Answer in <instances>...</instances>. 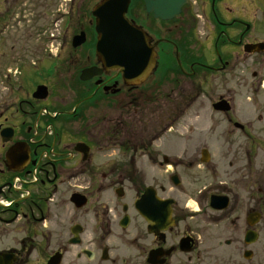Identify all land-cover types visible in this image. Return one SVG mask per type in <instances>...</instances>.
Returning a JSON list of instances; mask_svg holds the SVG:
<instances>
[{
  "label": "flooded vegetation",
  "instance_id": "1",
  "mask_svg": "<svg viewBox=\"0 0 264 264\" xmlns=\"http://www.w3.org/2000/svg\"><path fill=\"white\" fill-rule=\"evenodd\" d=\"M19 1L0 0V69L21 60V38L1 36ZM32 1L65 22V38L75 11L78 23L89 15L86 0ZM126 16L158 42L148 79L131 83L117 70L80 79L75 106L40 137L32 109L17 112L31 124L0 114V132L14 130L11 142L0 139V264H264V0H187L167 20L131 0ZM92 18L88 33L75 26L71 37L87 39L79 47L96 36ZM92 48L80 71L103 67ZM150 85L157 103L172 102L167 122L187 116L200 126L174 151L151 149L160 132L140 128ZM104 99L109 115L91 109ZM199 100L204 117L190 110ZM75 122L77 141L64 142ZM15 143L27 158L7 157ZM102 149L114 157L96 158ZM148 189L171 210L153 228L136 206ZM152 203L160 202L143 200L146 209Z\"/></svg>",
  "mask_w": 264,
  "mask_h": 264
},
{
  "label": "rangeland",
  "instance_id": "2",
  "mask_svg": "<svg viewBox=\"0 0 264 264\" xmlns=\"http://www.w3.org/2000/svg\"><path fill=\"white\" fill-rule=\"evenodd\" d=\"M96 2H98V0H86V12L91 13V9ZM17 4L16 14L11 16L10 20L5 24V27H1L3 31L1 36L3 39L7 36H17L21 38L22 52L21 54H17V56L21 57V60H17V63L12 64L9 69H0V114H2L3 118L8 117V122L10 124H19L22 120L23 123L28 122L31 124L27 121V118L19 116L22 115L23 112L28 111L29 108L32 109V116L34 118L32 119L31 116V119L32 121L36 120L33 131H36L37 136L40 137L42 132H44L42 126L45 128L48 127L50 133L52 132L50 127L55 128V126H60V124L55 122L51 125H47L45 122L48 120V115L54 116L55 113H59L60 111L72 110L78 101V97H80L79 95H82L80 79L82 81L85 80L81 78L83 71H80V69L86 57L89 56V52L86 50H93L92 47L95 45L96 37L94 35L93 39L91 41L88 40V43L82 47L73 48L71 45V36L76 24L86 28L85 30L87 33L91 31L92 29L89 22L93 18L91 14H89L86 16L85 21L82 20L78 23L75 11L72 29L67 34L68 37L65 38L63 36L65 22L56 20L54 15L47 12L48 7L43 9L41 13L32 0H21ZM130 4L131 0H129V6ZM4 12L5 11L2 10V13ZM153 19V17H150L149 21H151L152 24L158 25L157 21ZM145 24L147 25V22H145ZM51 31H54V34H56V40L49 43L48 35L51 34ZM88 39H90L89 35ZM62 41H64V45L60 47L58 57H55L58 52L57 47ZM67 41L68 43H66ZM2 48L3 43L0 44V49ZM5 51L11 54V50L8 49V47L5 48ZM17 52L18 51H15V54ZM55 59L58 60L51 61ZM92 59L93 55H91L90 60ZM92 78L93 77L90 79ZM38 84H45L49 88V96L44 100H36L31 96V93L36 89ZM153 85L146 86L149 96V110L147 111L148 117L143 116L142 120H144L145 123H142L140 128L147 134L151 133L150 136L155 135V131L160 132V139L151 145L150 148L167 153L172 150L174 151L180 145L179 143L183 142V136L197 135L200 130L198 131L195 128L200 129V126L194 119L184 116L180 121L165 131L161 123L168 118L167 112H169L172 102H168L167 104H164V102H162V104L161 102L157 103L156 95L158 94V89H153ZM168 86L165 87L166 90L170 89ZM205 91L206 87L203 86L201 94H205ZM109 101L110 99H104L103 102L97 103V108L91 109L99 111L100 115H109L112 104L111 101ZM200 101L201 100L196 103L194 108H190V110L194 109L199 116L204 117L207 104L205 102L200 103ZM156 105L160 108L161 112L156 111ZM176 108H173V112ZM18 109L21 110L22 114L17 113ZM159 116L160 120L158 123L157 120ZM166 123L167 121H165V124ZM78 124V122L71 125L67 124V130L64 129L63 132L65 134L62 135L64 142L69 143L71 141H77V137H74V133L78 132V128L80 127ZM112 152L102 149V151H98L96 158H112L114 157ZM118 157L121 158V156ZM137 157L145 162L147 161V158L141 156V153H138ZM147 163L151 165L150 161ZM150 170L151 173H153V170H156V168L154 169L151 167Z\"/></svg>",
  "mask_w": 264,
  "mask_h": 264
},
{
  "label": "water",
  "instance_id": "3",
  "mask_svg": "<svg viewBox=\"0 0 264 264\" xmlns=\"http://www.w3.org/2000/svg\"><path fill=\"white\" fill-rule=\"evenodd\" d=\"M185 0H146L148 12H153L156 17L170 19L180 12ZM129 0H102L93 9L96 17L97 43L96 54L107 70H118L124 78L131 82V78L140 83L147 78L156 68L154 46L150 44L149 36L145 31L130 22L125 14ZM84 42L83 36H77L74 45ZM95 70V71H94ZM101 69H85L81 75L83 80L90 79L94 74L101 73ZM136 77V78H134ZM48 95L47 87L38 86L34 96L44 99ZM3 136L8 135L12 139V133L4 131ZM4 141H8L4 137ZM17 158L24 159L22 155ZM147 197V195H146ZM139 211L145 215L143 200L138 202ZM152 225L156 226L155 216H160V222L168 219L170 210L160 204L150 209ZM156 212H159L156 215ZM147 213V212H146Z\"/></svg>",
  "mask_w": 264,
  "mask_h": 264
},
{
  "label": "bare ground",
  "instance_id": "4",
  "mask_svg": "<svg viewBox=\"0 0 264 264\" xmlns=\"http://www.w3.org/2000/svg\"><path fill=\"white\" fill-rule=\"evenodd\" d=\"M137 26L141 27V25H138V24H137ZM141 28H142V27H141ZM142 29H144V28H142ZM102 65H103V63H102ZM101 71L104 72V71H107V69L104 68V66H103V67L101 68ZM109 71H113V70H109ZM119 73H121V75L123 76L122 72L119 71ZM134 78H136V77H134ZM123 79H125L124 76H123ZM125 80H126V79H125ZM137 82H138V81H136L135 79L131 78V83H137ZM2 133H3V132L1 131V132H0V139H1V141L4 143V137L7 138V139H10V137H9L8 135L3 136ZM12 136H13V135H12ZM12 136H11V137H12ZM12 138H13V137H12Z\"/></svg>",
  "mask_w": 264,
  "mask_h": 264
}]
</instances>
